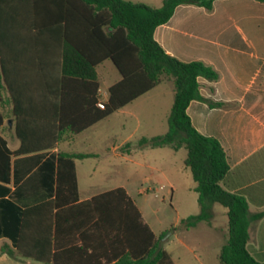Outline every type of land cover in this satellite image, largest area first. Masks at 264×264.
<instances>
[{
  "label": "trees",
  "instance_id": "16d2710c",
  "mask_svg": "<svg viewBox=\"0 0 264 264\" xmlns=\"http://www.w3.org/2000/svg\"><path fill=\"white\" fill-rule=\"evenodd\" d=\"M215 1L163 0L160 7H150L126 0H0V126H4L6 118L3 107L11 105L14 132L20 141L15 154L52 150L65 132L81 133L162 82H172L174 101L167 119L168 131L161 136L142 137L136 146L185 149L184 164L195 184L199 213L181 220L180 228L189 230L199 223L210 224L213 207L218 204L227 210L228 218L227 240L218 256L220 263L264 264L247 250L249 228L264 217V212L251 214L243 196L222 187L230 170L226 153L217 139L199 133L187 115L192 101L205 102L210 108L225 106L200 94L199 79L213 82L219 75L203 62L179 61L154 40L155 29L170 20L176 7L193 5L212 11ZM11 34L29 35L38 56L59 52L62 78L83 81L86 94L90 87L85 120L64 121L65 107L62 98L58 102L55 88L57 74L24 76L7 71ZM37 60L45 61L41 56ZM106 60L112 62L121 79L109 87L104 109H99L94 108L99 98L96 67ZM25 79L28 88L23 87ZM41 82L49 86L42 91L50 98L44 106L39 104ZM24 100L31 104H24ZM132 147L128 143L122 149ZM87 157L60 152L40 168L39 173L45 168L50 170L40 182L53 186V198L24 209L9 200L0 202V234L15 246L14 251L7 248L3 253L44 264H174L161 246L163 235H155L124 188L79 201L74 160ZM0 179L9 181L8 157L5 166L0 163ZM8 192L0 186L2 198Z\"/></svg>",
  "mask_w": 264,
  "mask_h": 264
},
{
  "label": "crops",
  "instance_id": "0c3cea01",
  "mask_svg": "<svg viewBox=\"0 0 264 264\" xmlns=\"http://www.w3.org/2000/svg\"><path fill=\"white\" fill-rule=\"evenodd\" d=\"M126 1L142 3L133 0ZM154 40L168 55L179 61L184 63L200 61L218 73V80L213 82L203 78L199 79L200 94L205 99L223 103L225 106L210 108L205 102L192 101L187 108V115L199 133L217 139L226 153L230 170L222 182V187L226 191L243 196L251 214L264 212V3L256 0H217L214 2L212 11L193 5H180L176 7L167 23L155 29ZM10 41L12 50L6 55L9 60L7 71L24 76L37 73L57 74L58 82L55 88L58 102L62 98L65 107L62 114L64 121L71 123L85 120V112H88L90 107V87L87 88L89 93L86 94V83L74 78H62L60 53L41 54L39 56L45 61L40 63L37 60L38 54L30 45L29 35L11 34ZM107 62L111 61L106 60L96 67L99 82L98 102L101 103L107 101L109 87L121 79L119 73L118 75L110 73L109 68L106 67ZM104 78H110L111 82H106ZM27 81L25 79L23 82L24 88H28ZM48 87L41 82L39 102L41 106L50 103L47 93H42ZM170 94V98L173 96L174 101V87ZM141 97L116 111L118 114L129 115L134 120L136 124L133 131L116 145L111 139L105 137L104 145L99 149L79 150L75 148V142L79 136L111 118L112 114L81 133L65 132L63 140L52 150L21 156L15 154L20 148V141L14 132V118L12 115L8 119L5 118L4 123H7L9 128L5 131L3 126H0V163L5 166L8 157L9 181L4 182L0 179V186L7 188L9 192L4 198L0 195V202L3 199L9 200L12 204L24 209L41 200L53 198V186L50 187L48 183L40 182V178L45 174H50V170L46 171L45 168L40 173L39 170L60 152L89 155L87 158L74 160L80 202L109 191L96 192L92 189L98 183L106 182L107 177L111 175V164L107 161V157L112 155L122 157L123 154L134 155L146 150V148L137 147L136 143L142 137L148 138L147 136H141L135 142L131 141L139 132L140 122L135 113L126 109ZM23 103L31 104L28 100H24ZM172 106L173 102H171L170 109ZM9 111H11V105H9ZM2 141L5 142V146L2 145ZM128 143L133 144V147L130 150H123L122 148ZM150 150L156 152L149 153L150 156H168L163 151L166 148ZM52 164L55 170V161ZM147 167L156 174L145 176L146 181L152 183L156 176L174 187L175 184L169 179L166 169L162 167L157 169L150 165ZM173 169L171 167V171ZM178 170L179 168H176V173ZM190 176L192 178V175ZM80 177L87 179L89 189L81 190ZM194 186L195 184L191 188L193 191ZM124 189L155 235L162 236L163 233L157 234L135 199L126 188ZM147 191L149 189H139L137 195H143ZM216 211L214 205V217L218 215ZM222 214L227 218L226 209ZM225 225L226 228H222L203 222L189 230L184 229L187 233H191L205 226V230L211 233L214 240L209 242L206 238L188 242L182 239L178 225L174 224L171 227L173 232L161 240V246L170 255L174 264H178L175 257L183 260L184 264H217L220 263L218 256L221 247L227 240L228 221ZM249 229L250 238L247 250L257 261L264 262V217L253 222ZM167 242H171L168 248L164 246ZM210 247L215 248L212 255L209 253ZM7 248L15 250L13 242L0 234V264L6 263L8 258L14 260L20 258L17 255L10 257L3 253V250ZM196 250H199L201 254H197ZM24 262L31 264L32 261L25 260Z\"/></svg>",
  "mask_w": 264,
  "mask_h": 264
},
{
  "label": "rangeland",
  "instance_id": "374dc122",
  "mask_svg": "<svg viewBox=\"0 0 264 264\" xmlns=\"http://www.w3.org/2000/svg\"><path fill=\"white\" fill-rule=\"evenodd\" d=\"M133 1L142 2L150 7H160L163 3V0ZM106 67L109 68L111 74L118 75V71L111 62H107ZM104 80L111 82L110 78H104ZM171 90H173L171 82L164 81L154 90L126 108L127 111L135 113L140 122L139 132L131 139L132 142H135L141 136L151 138L164 135L168 131L167 116L171 110V102H173V96L170 98ZM3 97L7 100L6 92H3ZM2 111L6 119L11 116L8 105L3 107ZM110 117L89 132L79 136L75 142V148L84 151L94 148L99 149L104 145L105 137L111 139L114 145L120 144L133 131L136 123L129 115L114 112ZM8 128L9 125L4 123L3 129L6 131ZM163 151L168 156H150L149 153L156 152L149 148H146L143 152H137L138 154L134 155L123 154L122 157H116L114 155L108 156L107 161L111 164V175L109 178L107 177L106 182L98 183L92 189L99 192L101 190H110L118 187L126 188L142 209L148 221L154 226L157 234L161 235L163 233L161 240L171 233L173 230L171 227L176 224L178 225L179 235L184 241L194 242L206 238H208L209 242L214 241L211 233L205 230V226H201L199 230L191 233H187L184 229L180 228L181 220L199 213L197 194L191 189L194 182L190 176V171L183 163L186 159V150L182 148L174 152L166 148ZM148 165L157 169H161V167L166 169L169 179L175 184L174 187L166 181L158 179L156 176H154L152 183L146 181L144 179L145 176L156 174L155 171L147 167ZM171 167L174 168L173 171H171ZM176 168H179L178 173H176ZM176 174H178V177H176ZM80 184L82 191L89 189L88 181L85 177H80ZM139 189H149V191L143 195H137V190ZM215 206L218 215L211 220V223L215 226L226 228L225 223L228 220L222 214L225 208L220 205ZM170 244L171 242H167L164 243V246L168 248ZM214 250V247L209 248L210 255H212ZM196 253L201 254L199 250H196ZM175 258L178 264H184L183 260L177 257ZM24 261L22 258L18 260L8 258L7 262L3 264H27ZM31 264L41 263L32 261ZM217 264L220 263L218 262Z\"/></svg>",
  "mask_w": 264,
  "mask_h": 264
},
{
  "label": "built area",
  "instance_id": "2783aa9c",
  "mask_svg": "<svg viewBox=\"0 0 264 264\" xmlns=\"http://www.w3.org/2000/svg\"><path fill=\"white\" fill-rule=\"evenodd\" d=\"M97 107H98L99 109H104V103L98 102V103H97Z\"/></svg>",
  "mask_w": 264,
  "mask_h": 264
},
{
  "label": "water",
  "instance_id": "95a60500",
  "mask_svg": "<svg viewBox=\"0 0 264 264\" xmlns=\"http://www.w3.org/2000/svg\"><path fill=\"white\" fill-rule=\"evenodd\" d=\"M173 232V230L171 231V233ZM168 236V235H167ZM166 238V237H165Z\"/></svg>",
  "mask_w": 264,
  "mask_h": 264
}]
</instances>
